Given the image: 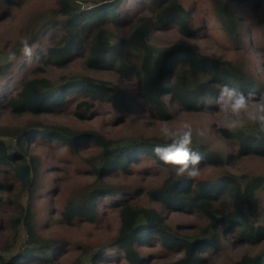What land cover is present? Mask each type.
Listing matches in <instances>:
<instances>
[{
  "label": "trees",
  "instance_id": "trees-1",
  "mask_svg": "<svg viewBox=\"0 0 264 264\" xmlns=\"http://www.w3.org/2000/svg\"><path fill=\"white\" fill-rule=\"evenodd\" d=\"M25 1L0 0V19ZM207 2L233 47H242L251 30L264 41V18L247 22L235 10L264 7V0ZM188 9L184 0H55L54 8L27 20L22 38L4 46L0 42V56L7 58L0 64V110L25 119L22 125L0 123V213L2 207H13L6 220L0 217V229L7 225L16 237L23 227L27 234L16 252L0 248V264H208L207 254L227 249L224 242L230 238L239 247L264 244V222L252 220L260 217L264 175L237 174L226 168L221 152L193 141L192 150L202 157L200 175L177 178L153 153L166 142L161 136L108 137L43 119L72 114L86 124L107 112L112 123L125 126L142 106L161 125L175 117L172 104L183 113L205 112L224 86L262 99L263 84L243 62L219 60L187 45L152 42L153 35L172 26L195 39L198 31ZM25 40L31 56L22 52ZM76 66L83 71L72 73ZM59 72L63 75L56 78ZM97 74L136 80V96ZM220 134L238 157L264 159V128L253 120L234 130L223 127ZM38 146L61 147L65 159L79 163L78 170L90 180L66 198L61 222L96 224L109 208L116 214L113 238L94 245L39 234L34 201L45 188ZM26 166L29 180L22 172ZM139 173L163 178L145 188L130 178ZM193 213L207 220L201 228L187 221L169 223L172 215ZM157 248L173 259L153 263L151 251ZM234 264H264V251L244 254Z\"/></svg>",
  "mask_w": 264,
  "mask_h": 264
},
{
  "label": "rangeland",
  "instance_id": "rangeland-1",
  "mask_svg": "<svg viewBox=\"0 0 264 264\" xmlns=\"http://www.w3.org/2000/svg\"><path fill=\"white\" fill-rule=\"evenodd\" d=\"M77 1L86 4L88 0ZM184 5L185 8L189 7L187 11L193 14L194 29L198 31L197 37L193 40L184 38L177 32L176 28L172 26L153 35L151 38L152 42L158 46L187 45L197 53L208 55L219 60L241 61L248 69L252 70L253 73L257 75L258 80L264 86V41L261 35L253 33V30H251L247 33L245 39L246 43L242 47H233L225 34L220 30V26L213 16L207 0H184ZM54 6L55 0H26L22 6L13 8L11 13L0 19L1 45L4 46L5 43L8 42L13 44L22 38V35H24L22 31L27 25V20L35 13L48 12L54 8ZM85 6H92V4L88 3ZM235 10L247 22L260 21L264 18V7H258L257 9L251 7H238ZM6 61V57L0 56V64ZM81 71H83V67L80 66L72 67L71 70L74 74ZM62 75L63 73L59 72L56 78ZM97 75L111 80L114 79L121 87L136 96V80H126L115 74ZM262 100H264V97H262V99H250V111L254 109L256 103ZM217 101L218 99L212 101L206 107L205 112L194 113H183L172 104V113L175 114V117L166 123L173 129L179 127L184 122L191 124L193 131L192 140L207 145L211 150L221 152L223 157L227 159L226 168L232 169L237 174L248 173L252 175H264V159L258 157H238L235 154L236 148L221 136L220 129L223 127L227 128L224 125L228 122V118L220 111L219 106L217 107ZM10 115V113H5L0 110V123L23 124L24 118L20 120ZM112 118L113 116L110 113L103 112L86 124L84 122L78 123L72 114L57 118L43 119L45 122L59 123L71 129H94L108 137L120 135L122 137H128L140 133L163 137L160 132V127L163 125H160L159 122L161 121L157 120L152 111L142 106H139L128 119L126 118L128 123L125 126L122 123L123 121L112 123ZM249 121H252L250 116H243L240 126ZM200 132H203L204 135H199ZM49 148L50 149H46L41 146L35 147V152L40 155L44 162L42 184L45 190L42 195H39L34 201V209L37 216L36 224L39 234L47 238L65 239L71 243L83 242L98 245L101 242L109 241L114 237L117 229V224L114 220L116 214H113L109 208H107L101 220L96 224L80 223L75 226H69L61 222L60 209L66 198L72 191L88 184L90 180L84 171L81 172L78 170L79 163L65 159L66 154L61 151V147L57 150L52 147ZM89 153L92 154L94 151L85 152V154ZM29 173H31L30 168ZM130 178L135 180L140 186L149 188L150 186L159 185L163 178V174L160 176H145L143 173H139ZM124 181L125 179L123 178L115 182L122 183ZM54 186L55 189L48 193L47 189L53 188ZM141 196V202L149 206L145 196L143 194H141ZM258 196L261 199L262 207L260 217L252 219L256 225L263 224L264 222V189L258 193ZM12 211V206L2 207L0 213L2 220H6ZM175 221L177 223L187 221L194 224L196 228H201L207 222L200 213L172 215L169 223L173 224ZM6 226L7 225L0 229V248L10 249L8 252L9 254L10 252H16L18 248L24 245L27 234L24 228L21 227L19 234L15 237L14 230L7 229ZM224 244L228 246L227 249H215L213 254H207V256H209L208 264H234L244 254L256 255L264 251V244L255 248L239 247L238 245H233L231 238L226 240ZM151 252L154 254L153 263H164L173 259V256L162 252L158 248L153 249Z\"/></svg>",
  "mask_w": 264,
  "mask_h": 264
},
{
  "label": "clouds",
  "instance_id": "clouds-1",
  "mask_svg": "<svg viewBox=\"0 0 264 264\" xmlns=\"http://www.w3.org/2000/svg\"><path fill=\"white\" fill-rule=\"evenodd\" d=\"M22 52L26 56H31V48L28 42L22 41ZM251 94L246 96L238 89L224 86L220 89L217 101L220 111L228 118L224 125L229 129H236L240 126L241 118L245 115L264 128V100L255 104L252 111L249 109ZM160 132L165 139L162 145L153 148L155 156L177 177H185L194 180L200 175L201 155L192 150L193 131L191 124L184 122L179 127L170 128L165 122L160 127ZM203 136L204 133L200 132Z\"/></svg>",
  "mask_w": 264,
  "mask_h": 264
},
{
  "label": "water",
  "instance_id": "water-1",
  "mask_svg": "<svg viewBox=\"0 0 264 264\" xmlns=\"http://www.w3.org/2000/svg\"><path fill=\"white\" fill-rule=\"evenodd\" d=\"M23 176L26 180H29V177H30V173H29V166H26L24 169H23Z\"/></svg>",
  "mask_w": 264,
  "mask_h": 264
}]
</instances>
